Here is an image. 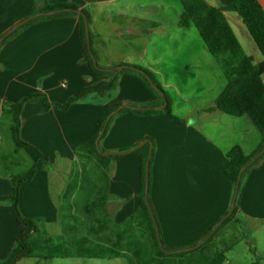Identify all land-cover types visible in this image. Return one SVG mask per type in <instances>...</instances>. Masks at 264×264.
I'll return each mask as SVG.
<instances>
[{
    "label": "crops",
    "instance_id": "0c3cea01",
    "mask_svg": "<svg viewBox=\"0 0 264 264\" xmlns=\"http://www.w3.org/2000/svg\"><path fill=\"white\" fill-rule=\"evenodd\" d=\"M205 1L224 12L240 41L238 32L244 34L245 25L231 0ZM259 2L264 8V0ZM58 4H73L88 12L92 49L101 67L141 66L151 71L169 96L173 115L182 122L169 120L161 109L120 111L99 142L101 151L142 150L131 159L111 162L102 188L88 186L84 192L79 183L83 176H72V168L80 162V148L96 131L106 108L159 107V98L140 76L125 68L110 92L91 93L67 111L56 107L44 111L42 100L25 104L21 138L49 158L45 168L20 187V212L38 226L33 236L40 235L43 244L59 236L61 244L69 243L76 250L78 239L68 241L64 235L62 213L77 212L81 195L94 199L100 190L104 215L118 225L126 223L140 208L147 149L149 201L164 246L179 250L198 244L232 205L234 184L226 173L228 153L240 146L246 156L251 155L262 142L259 130L247 115L235 117L213 109L227 80L205 43L199 42L198 30L179 26L180 0H0V38L39 14H32L34 11ZM27 24L0 47V119L7 117L0 130H7L12 141L7 103L41 93L51 103L64 104L81 89L111 79L95 75L86 62L78 14ZM144 142H151L152 148L147 143L136 149ZM3 146L0 143V153ZM29 165L32 168L33 160ZM12 177L0 176V262L25 230L6 199L12 193ZM88 177V182L98 185L93 176ZM242 223L248 230L264 232V158L242 178L237 213L214 241L220 250L228 249L226 239L237 229L246 232ZM65 254L60 251L56 258L88 264L123 259L128 264L123 257L88 259ZM33 257L16 264H28L25 261Z\"/></svg>",
    "mask_w": 264,
    "mask_h": 264
},
{
    "label": "trees",
    "instance_id": "16d2710c",
    "mask_svg": "<svg viewBox=\"0 0 264 264\" xmlns=\"http://www.w3.org/2000/svg\"><path fill=\"white\" fill-rule=\"evenodd\" d=\"M180 1L183 6V13L179 21V26L182 28L194 26L198 30L208 51L217 59L227 80V85L216 99L215 107L213 109L235 117H240L243 115L249 116L262 136V142L260 146L251 155L246 156L240 146H235L228 153L229 165L227 167L226 173L233 182L235 191L242 168L264 148V81L262 79L264 75V8L262 7L259 0H231L237 14L242 19L243 24L247 28L257 48L263 56V61L259 64H256L254 58L245 52L226 15L221 9L210 5L205 0ZM65 8L79 9L78 6L73 4H58L55 6H48L39 11H34L32 14L52 12ZM82 12L89 20L88 12L86 10H82ZM73 14L74 13H61L54 16L41 17L32 20L27 25L39 19H51ZM79 18L81 22V35L86 62L95 75H109L111 79L109 81L81 89L75 95L70 97L64 104L51 103L49 102L48 98L41 93H32L24 97L18 103L6 104L5 113L12 116L11 130L16 148L25 151L30 156V158L33 160V166L28 174L11 178L12 193L6 199H8L12 204L14 217L17 223L23 225L25 230L16 240L8 257L4 261H1L0 264H16L19 260L30 257L33 254L29 240L33 234L38 231V226L34 220L24 217L20 212V187L23 183L32 180L33 177L37 173L41 172L49 163V158L46 155H44L37 147L21 138V113L25 104L42 100L44 111H48L52 107L67 111L75 102L83 99L87 95L91 93L103 95L114 89L116 85L118 75L117 72L105 70L106 68L101 67L98 62V68L95 67L87 46L84 19L80 15ZM90 37L92 47L91 34ZM5 42L6 40L3 43ZM3 43L0 44V47ZM92 51L95 55L93 49ZM133 67L137 70L126 68L124 71L140 76L145 85L159 98V105L166 103V107L160 111L164 112L169 120L182 122V120L173 115L170 98L162 88L161 84L158 82L156 76L151 71L141 66ZM148 78L152 80V83H150ZM117 108H119V105H113L106 108L96 128V131L80 148L81 151H85L92 155L97 164L104 171L111 162L131 159L142 150L139 149L128 154H114L109 156H103L98 151L96 141L105 126L106 133L109 123L115 117V115L112 114ZM123 111L135 112L131 109H124L121 112ZM128 151L130 150L116 153H124ZM144 151L145 157L142 164L140 178V208L137 213L129 218L126 223L117 226L118 234L116 239L111 240L109 237L105 236L107 234L102 235L105 238L103 237V239L101 238L99 241H90L86 238H79L77 240V249L71 253H66L65 255L88 259H115L118 257H123L128 264H224L227 260V249L223 251L220 250L217 245L214 244V241L221 230L234 219L238 210L239 194L236 202V208L232 214L221 224L219 229L203 246L189 252L167 254L160 246L159 237L156 233L154 222L145 202L147 164L150 158V153L147 149ZM263 158L264 155L251 166L258 164ZM150 166L151 162L149 168ZM250 167L244 171L242 178L248 172ZM104 177H106V172ZM96 196V199L86 208L88 213H90V218L93 220V224H95V233L91 232L94 237H97L99 234L101 235V233H103V229L107 227L108 223L110 224V221H112L107 216H105L106 219H99L95 217L94 212L96 209L103 207V197L101 195V190ZM228 212L224 216H226ZM135 216H137V219L146 226L145 228L146 232L148 233V239L139 245L135 244L134 242H130L128 246L130 252L124 253L122 252V244L124 242V232H126L127 228L126 224L130 220H133ZM213 228L209 230L204 238L213 230ZM120 229L123 233L122 236H120ZM164 248L166 250H170L165 246Z\"/></svg>",
    "mask_w": 264,
    "mask_h": 264
},
{
    "label": "rangeland",
    "instance_id": "374dc122",
    "mask_svg": "<svg viewBox=\"0 0 264 264\" xmlns=\"http://www.w3.org/2000/svg\"><path fill=\"white\" fill-rule=\"evenodd\" d=\"M193 28V30H197L195 27ZM244 28V34L238 32L239 39L242 42L245 52L249 56H255L257 59L255 60V63L258 64V60L263 59V56L257 48L247 28ZM197 36V38H199V42L204 44V41L199 33ZM212 58L217 61L214 56H212ZM6 118L7 117L5 116L4 119H0V126L5 124ZM0 136L2 137L0 138V143L4 144V150H2L0 153V176L8 175L15 177L28 174L31 168L29 164L32 163L30 156L25 151L18 150L15 147L11 139V135L7 130H4L3 132L0 130ZM82 152L83 154L81 155L82 158L80 159V162L72 168V176H83V180L78 182L82 183L84 192L88 186L101 189L103 186V181L105 182V171L97 164L92 155L85 151ZM88 176H93L95 180L98 181V185L88 182V180H86L89 178ZM92 191H94V189H92ZM96 197L97 196H95L93 199L92 196H86V194L81 195L78 198V204L80 206L77 207V212L71 213L66 212V210L63 211L62 215L66 219L63 220V230L68 241L79 238H86L90 241H99L101 238L103 239L104 236L102 235L105 234H107L105 236L109 237L111 240L116 239L118 234V224H116L113 220L110 221V224L108 223L107 227L103 229L104 234H99V237H94L92 234L95 233V224H93V220L90 218V213H86L85 210L87 208V203L93 202ZM94 214L95 217L99 219H106L103 207L96 209ZM126 226V232H124L123 237L124 242L122 244V252L124 253L130 252L128 249L130 242H134L135 244L139 245L148 239V233L146 232L145 228L146 226L137 219V216H135L133 220H130ZM242 226L246 232H244L242 228L237 229L238 232L235 233V235H231L226 239L228 249L226 251L227 260L224 264H264V232L259 230H248L243 223ZM42 232H44V230ZM122 234L123 233L121 231L120 236H122ZM251 239L252 241H249ZM29 242L33 251L34 259H27L25 262H29L28 264H88V261L84 260H79L80 263H76L75 261L73 262L57 259L56 256L60 251L71 253L75 250V246L72 247L69 243L66 246L61 244V238L59 236H54L50 242L43 244L40 235H36L33 236ZM47 255H50L49 257L51 258H46ZM98 262V264H125L123 259Z\"/></svg>",
    "mask_w": 264,
    "mask_h": 264
},
{
    "label": "water",
    "instance_id": "95a60500",
    "mask_svg": "<svg viewBox=\"0 0 264 264\" xmlns=\"http://www.w3.org/2000/svg\"><path fill=\"white\" fill-rule=\"evenodd\" d=\"M61 13H74V14H78L80 16L83 17L84 19V24H85V34H86V39H87V46H88V50H89V53L93 59V62H94V65L95 67L98 68V63H97V60H96V57L92 51V47H91V37H90V26H89V21H88V18L87 16L79 9H72V8H65V9H61V10H57V11H52V12H45V13H39V14H36V15H33L31 16L30 18H28L27 20L19 23L17 26H15L14 28H12L9 32H7L5 35H3L1 38H0V44L5 41L11 34H13L14 32H16L19 28H21L22 26H24L25 24H27L28 22L32 21L33 19H36L38 17H42V16H54V15H58V14H61ZM125 68L127 69H132V70H137L136 68H134L133 66H118V67H115L113 69H105L107 71H113V72H117V73H120L122 70H124ZM150 83H152V80L150 78H148ZM166 107V103L159 106V107H149V108H146V107H131V106H120L119 108H117L112 115H117L120 111L124 110V109H132V110H136V111H148V110H155V109H164ZM105 130H106V126L103 128L99 138L97 139L96 141V146H97V149L98 151L103 155V156H109V155H114V154H128V153H131L133 152L134 150H131V151H128V152H124V153H104L101 151L100 149V145H99V142L100 140L102 139V137L104 136V133H105ZM150 144L151 148H152V143L151 142H144L143 144H141L140 146H138V148L136 149H139L141 148L143 145H146V144ZM264 155V148L259 152L257 153L251 160L249 163H247L241 170L240 172V175H239V179H238V182L236 184V188H235V191H234V196H233V200H232V205H231V208L228 212V214L226 216H224L219 222L218 224L213 228V230L205 237L203 238V240H201L197 245L195 246H192V247H189V248H183V249H179V250H166L164 248V245L161 241V238H160V232H159V228H158V225H157V222H156V218H155V215L153 213V210H152V207H151V204H150V201H149V179H150V176H149V173H150V168H149V165H150V158L148 160V164H147V175H146V195H145V202H146V205L148 207V210L151 214V217H152V220L154 222V225H155V229H156V233L159 237V243H160V246L161 248L167 253V254H175V253H178V252H189V251H193V250H196L198 249L199 247L203 246L213 235L214 233L219 229V227L221 226V224L232 214V212L234 211V209L236 208V202H237V198H238V194H239V189H240V185H241V181H242V175L244 173V171L246 169H248L252 164H254L257 160H259L262 156Z\"/></svg>",
    "mask_w": 264,
    "mask_h": 264
}]
</instances>
